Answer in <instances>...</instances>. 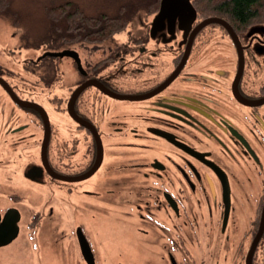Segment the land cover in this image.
I'll list each match as a JSON object with an SVG mask.
<instances>
[{
	"label": "flooded vegetation",
	"instance_id": "1",
	"mask_svg": "<svg viewBox=\"0 0 264 264\" xmlns=\"http://www.w3.org/2000/svg\"><path fill=\"white\" fill-rule=\"evenodd\" d=\"M190 1L195 16L186 8L160 15L159 6L138 12L128 40L118 36L126 27L107 38V46L62 38L42 53L68 49L73 55L24 57L36 80V85L27 83V90L17 87L12 67L0 62V251L12 246L0 252V264H12L16 256L24 262V242L29 249L26 264H49V257L60 258V264H88L78 229L97 264L94 242L101 250V240L92 238L83 223L56 229L54 206L44 204L55 192L78 195L76 201L81 193L88 194L100 200L94 204L110 201L116 193L114 176H122L121 190L126 192L131 179L138 182L134 199L128 194L122 199L127 208L121 215L124 223L136 222L140 234L131 239L124 234L121 240H138L140 250L144 239L155 242L160 251L164 248L168 264H188V255L193 264H212L213 254L219 256L213 264H264V102L256 104L264 98V54L262 47L258 50L264 31L255 26L264 22L243 31L230 25L236 41L222 24L201 26L208 17ZM4 48L0 46L2 57L12 58V47ZM67 59L75 72L71 85L64 82ZM167 59L169 67L163 72L160 65ZM128 64L136 65L132 75H125L134 82L116 84L115 75ZM91 81L129 97L109 95L90 83L73 99L76 120L69 99ZM12 91L42 107L47 123L41 110L17 103ZM43 96L58 99L55 108L66 114L69 126L51 120ZM104 96L142 103L131 110H110L103 119L101 113L108 111ZM92 129L102 152L98 166L86 175L99 156ZM57 134L62 142H55ZM111 134L115 136L108 139ZM44 142L49 169L42 159ZM81 153L86 160L81 161ZM80 175L86 176L73 178ZM93 178L98 184L81 190ZM161 209L168 215L165 221L157 217ZM202 241H211L204 243L209 253L196 262L191 248Z\"/></svg>",
	"mask_w": 264,
	"mask_h": 264
},
{
	"label": "rangeland",
	"instance_id": "2",
	"mask_svg": "<svg viewBox=\"0 0 264 264\" xmlns=\"http://www.w3.org/2000/svg\"><path fill=\"white\" fill-rule=\"evenodd\" d=\"M64 1H71L74 4L78 5L79 7L83 8L87 12H91L94 10V8H99L101 5H105L106 7H112L109 9H113L115 6V3H119L120 0H117L115 3L113 0H16L15 4V10L12 11L9 10V12L6 14L5 12H0V46H5L4 50H7L6 47H12V58H3L2 53L0 52L1 58L0 62L4 63L5 65H8L12 67V78L14 82L16 83L17 87L19 89L23 87L24 89H29L28 82L36 85V80L33 74H29L26 65L24 64V57H36V55L42 53V50L48 46H57L59 45V41L61 39H64L65 34H60V30H66L65 28L59 26V17L56 16L55 18H50L47 15L44 16V5L45 4H53L56 2L62 3ZM10 4V3H9ZM4 10V9H2ZM1 11V10H0ZM145 11V10H141ZM141 11H139L141 13ZM16 12L18 13L19 18L21 20H18L15 24L12 22L14 16H16ZM20 14V15H19ZM46 17V18H45ZM76 17H74L75 19ZM56 22V25L55 23ZM134 24L137 25V18L134 19L131 23L127 24L124 28H121L115 32H118L120 30L125 29L128 27L129 29H125L123 32H121L118 36L119 39L122 40H128L130 38V35L128 36V33L130 32V26ZM259 24V23H258ZM256 29L258 31L263 30L264 31V24L255 25ZM69 29L72 27H68ZM114 32V33H115ZM112 33L111 35H113ZM217 34V33H216ZM213 37V39L217 40V37ZM63 35V36H61ZM111 35H109L107 38H109ZM41 37V40H40ZM53 38V39H50ZM103 38L98 41H92L89 38L83 39L82 41H87L90 43H98L102 42V46H107V43L109 42V39ZM65 40V39H64ZM39 41H43V43H40ZM66 41V40H65ZM69 43H74L75 40L67 41ZM52 43V44H51ZM262 47V51H261ZM3 50V49H2ZM14 50V51H13ZM258 50L261 51V54H264V45H260L258 47ZM1 51V50H0ZM7 54H5L6 56ZM262 58H264V55H261ZM48 61V60H47ZM12 62V63H11ZM168 59L166 62L162 65H160V68L163 67V72H165L169 65L167 64ZM136 65H124V71H120V73L115 75V82L120 83L122 85L123 83H133L134 80L132 77H129L132 75L129 72H135L134 68ZM64 71V82L66 84L71 85V83L74 80L75 72L72 68L71 59H67L65 61V64L63 66ZM51 71L47 72L45 74V78H50ZM129 75L128 77H125V75ZM163 74V73H162ZM125 77V78H124ZM24 80L25 82H23ZM45 87L44 85L40 88ZM39 89V88H37ZM54 93L57 94V90L55 88ZM40 95V94H39ZM44 99L42 100L43 105L46 107V110L49 113V116L52 121L54 122H63L64 126H69V118L66 116L65 113H62L58 111L55 107L58 103V99H50L47 96H43ZM55 97V96H52ZM38 100L41 101V98ZM103 105L104 108H106L108 111L106 113L102 112V118H106L108 115V112L110 110H131L132 108H137V106L142 103V101H131L128 99H117V98H107L103 97ZM264 106V104H263ZM62 123V124H63ZM37 131V130H35ZM67 131V129H66ZM58 134L55 137V142H62L63 139L57 137ZM115 136V134H111L108 139H112ZM38 142V141H36ZM56 146V145H55ZM55 150V147H54ZM84 150V149H83ZM55 152V151H52ZM121 152V150L114 149V153ZM54 162H57L56 155H51ZM81 161L86 160V156H83V153L79 156ZM151 157V156H150ZM115 158V157H113ZM121 160V157L115 158L114 160ZM67 160V157L66 159ZM74 160V157H73ZM111 167V166H109ZM99 174V173H97ZM105 174V172H104ZM104 178V177H103ZM130 182V185L128 186L129 192H126V188H123L122 185V176H117V178L114 176L112 177V185L115 186L116 193L114 194V197L112 200H108L107 198H103L102 201L108 200V203L113 204L114 206L107 204L105 202H100V204H94L93 202H96V200L100 201L98 198H94L91 196H88V194L81 193V197L79 201H76L78 199V195L70 196V194L62 195V193L55 192L53 194H49L48 201L44 204H53L55 209V218L57 222L56 229L59 227L67 228V226H77L79 223H83L85 225V228L87 232L92 236V238L96 240H101L100 242V248L101 250H98L99 245H97L95 242V247L97 248V255H96V262L97 264H168L169 259L167 256H165L164 248H160L161 251L155 246V242L147 241V239H144L145 242L140 245L141 250L139 249V242L138 240H121L122 236L124 234H128L130 239L132 237H135L137 234H140L135 228H137V223H124L122 221V215L121 210L126 209L127 207H122V199L128 194L130 199H134L135 194V186L138 182L133 183V179ZM98 182L93 178V180H89V182H86L85 184H81V190L85 187L88 188L91 185L96 186ZM252 187H255L254 183H251ZM88 193V192H87ZM144 194V192H142ZM46 197L43 198V201ZM41 201V203L43 202ZM248 207V206H247ZM249 212V209H248ZM247 212V214H248ZM168 215H165L160 210L159 213H157V217H159L161 220L165 221V217ZM135 230V231H134ZM64 233L68 232V230L64 229ZM133 234H132V233ZM149 233H154L155 236L157 234V231L151 230ZM132 234V236L130 235ZM137 237V236H136ZM104 239V240H103ZM106 239V240H105ZM99 242V241H98ZM97 242V243H98ZM162 242V241H161ZM205 242H211V241H202L201 245L193 244V247L191 248L192 252H195L194 259L196 262H199V260L203 257L206 258L205 253L207 250V247L204 245ZM71 243V242H70ZM135 244H138L137 252L133 253V247ZM129 245V247H128ZM22 251L26 253L24 262L23 258L19 259V257H14L12 259V264H19L23 263L26 264L29 260V249L25 245V242L22 243ZM122 246L125 248L124 252L122 251ZM195 247V250H194ZM198 248H201L198 250ZM210 249V248H209ZM12 246L6 250H1L0 252L2 254H5L7 251H11ZM211 252V251H210ZM65 255L67 256V253L65 252ZM71 255L77 258L74 253L71 251ZM13 256V255H12ZM177 259H182V255L180 253L176 254ZM218 255L213 254L210 256V260L208 263H212L218 259ZM70 258V256H67V259ZM188 258V264H193V262H190V259H192L191 256H187ZM222 258V257H221ZM51 259L53 262H50L49 264H60V258H48ZM62 260V257H61ZM177 260V262H178ZM44 261V259H43ZM49 261L45 262L44 264H47ZM66 262V259H65ZM221 262V260H220ZM30 264V262L28 263ZM76 264H79L78 261H76Z\"/></svg>",
	"mask_w": 264,
	"mask_h": 264
},
{
	"label": "trees",
	"instance_id": "3",
	"mask_svg": "<svg viewBox=\"0 0 264 264\" xmlns=\"http://www.w3.org/2000/svg\"><path fill=\"white\" fill-rule=\"evenodd\" d=\"M113 1L115 3L117 0ZM159 2L160 0H120L119 3H115L113 9L101 5L91 12L85 11L71 1L49 3L43 7L44 16L47 15L51 19L59 17V26L66 29L63 31L59 29V32L65 34L66 41L87 38L98 41L124 28L139 11L157 10ZM192 2L203 17H220L240 31L264 22V0H192ZM15 4L16 0H0V12L7 14L11 9L14 11ZM16 14L12 20L14 24L21 20L17 12ZM54 23L56 25V22Z\"/></svg>",
	"mask_w": 264,
	"mask_h": 264
},
{
	"label": "water",
	"instance_id": "4",
	"mask_svg": "<svg viewBox=\"0 0 264 264\" xmlns=\"http://www.w3.org/2000/svg\"><path fill=\"white\" fill-rule=\"evenodd\" d=\"M185 8L192 10L193 15L195 16V9L193 8L190 0H160L159 14L161 15V14L165 13L166 11L172 12V13L181 12ZM212 22H217L219 24H222V25L228 27L230 29V32H231L234 40L238 41L237 36L233 32V30L231 29L230 24L227 21H225L224 19L220 18V17H216V16L208 17V18L202 20L199 24H201V26H202V25H206V24L212 23ZM46 55L63 56V55H73V54L68 49H65V50H62V51H46L39 58L44 57ZM78 63H79V61H78ZM90 83L98 86L100 89H102L105 93H107L109 95H112V96H115V97H118V98L129 97L127 95L116 94V93L106 89L104 86H102L101 84L97 83L96 81L85 82L84 84H82L76 90H74L72 92L71 97H70L69 102H68V109L70 110L69 112L72 115V117L76 118V120L78 118L73 114V112L71 110V105H72L73 99L75 98L76 94L84 86H86V85H88ZM12 98L19 104L27 105V106H33V107H36L39 110H41L43 112V114H44V120L47 123V115H46L44 109L42 107H40L37 103L21 100L16 95H14L13 91H12ZM262 102H264V98L262 100H259L256 104H260ZM92 130L95 133V135L97 137V140H98L99 156H98V160L96 161L94 166L91 168L90 172H88L86 175H89L98 166L99 161L101 159V152H102V146H101V142H100V139H99V135H98V133H96L95 129H92ZM42 159L45 162L46 167L49 169V166L47 165L46 160H45V142H44L43 147H42ZM55 175L57 176V174H55ZM86 175H80V176L73 177V178L80 179V178L85 177ZM78 230H79V239H80V244H81V249H82V254L84 256V259L87 261L88 264H95L94 257H93V254H92L90 248H89V245H88L83 233L80 231V229H78Z\"/></svg>",
	"mask_w": 264,
	"mask_h": 264
},
{
	"label": "bare ground",
	"instance_id": "5",
	"mask_svg": "<svg viewBox=\"0 0 264 264\" xmlns=\"http://www.w3.org/2000/svg\"><path fill=\"white\" fill-rule=\"evenodd\" d=\"M51 258V257H50Z\"/></svg>",
	"mask_w": 264,
	"mask_h": 264
}]
</instances>
